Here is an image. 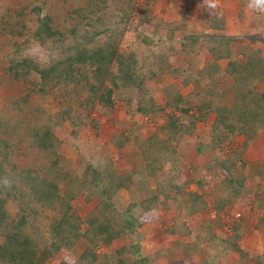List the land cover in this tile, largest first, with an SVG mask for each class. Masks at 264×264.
Returning <instances> with one entry per match:
<instances>
[{"label":"trees","instance_id":"trees-1","mask_svg":"<svg viewBox=\"0 0 264 264\" xmlns=\"http://www.w3.org/2000/svg\"><path fill=\"white\" fill-rule=\"evenodd\" d=\"M142 1L0 0V264H191L200 253L197 264L227 256L264 264V255L240 247L249 215L221 218H233L248 177L256 180L244 173L243 156L258 138L264 146V40L247 31L235 46L222 16L203 10L205 28L217 32L203 41L210 61L191 62L184 41L195 40L185 35L175 38L188 66H172L176 50L157 31L171 39L185 27L151 16L156 0ZM165 74L177 83L161 81ZM154 79L160 98L152 96ZM119 103L146 122L117 119ZM210 114L212 130L196 153L214 157L186 167L179 141ZM97 117L112 125L108 141L119 159L103 147L93 153L96 135L80 148V132H102ZM146 123L161 124L140 137ZM212 194L217 216L193 227ZM78 200L85 205L74 206ZM150 234L162 244L155 251L142 249Z\"/></svg>","mask_w":264,"mask_h":264},{"label":"crops","instance_id":"crops-1","mask_svg":"<svg viewBox=\"0 0 264 264\" xmlns=\"http://www.w3.org/2000/svg\"><path fill=\"white\" fill-rule=\"evenodd\" d=\"M245 4L246 0H219V7L216 10H212L207 8L203 4V0H172V2L170 0H156L153 8L150 11L151 16H157L159 19H162L166 23H173V25L176 24L179 27H185L184 32L176 31L174 33V37L171 38L172 41L168 33H166L165 31L160 32V30L157 31V35L162 37L161 41H163L164 44L166 41H169L168 45L170 44V46H173V48H175L176 50V55L168 59L169 63L172 66H181L183 69L187 68L188 64L184 61L179 60V51L182 49V43H177L176 41V38L179 37L183 39V36L185 35H189L195 40L193 44H190V41H184L186 43H189L187 44V47L193 50V52L189 55L191 62H195L197 66H201L210 61L211 57L208 51L206 50L207 48L204 46L203 41L205 36L209 34H217V32L208 31L205 28L207 27V23L206 20H204L203 10H207L208 13H211L213 15L222 16V18L224 19L225 27L222 33L228 37H231L233 40L232 42L235 46H237L238 44L245 43L246 40H242V37L246 35L245 33L247 31H254L258 33L264 32V20L262 15H255V13L249 12L246 9ZM158 39H160V37H158ZM232 59H237V56L234 55ZM223 64L224 62H219V65L221 67L223 66ZM193 74L194 73H191V75ZM179 79L180 81L183 80L182 77ZM163 80L177 83L176 80L174 81V79L169 77L168 74L164 75V78L161 79V81ZM161 83L162 82H156V79H154L149 85L152 91V96L154 98L162 97L160 94V87H162ZM176 85L181 88L179 84ZM260 90L264 91V82L260 84ZM182 93L187 94L188 92L183 89ZM214 121L215 115L210 114L205 121L198 122L196 124V132L193 136L189 138L182 137L180 139L179 151L181 152V155L185 161L186 167L190 168V165L193 163V161H196L197 164L201 163L199 160H196V158L193 156V153H196V149L199 142H204L205 139H208ZM241 142L242 139L240 138L233 139L231 141V147L235 148L240 145ZM243 158V161L247 166L244 170V173L245 171L247 173L249 170H252L256 174V180L251 182L248 177L245 183V185H247L245 186L246 188L242 189V193L239 194V199H241V201L236 202V208L239 204L242 203L240 205V209L243 210V214H241V219L245 218L244 216L249 215L247 220H244L241 223L243 226L246 227L240 241V247L242 249L251 251L253 255L262 256L264 255V250L258 251L256 252V254H254L255 250L252 249V243L260 244L264 242V213H262V210H260L264 209V206L262 205V203L264 202V146L260 138H258L254 142V144H250V146L245 150ZM209 160L210 159H208L207 162ZM190 190H194L198 193H201L198 189H195L193 185L190 186ZM205 190L209 192V194L211 193L210 189ZM258 193L260 194L258 195ZM205 199L207 200L208 208L193 215L192 219H196L198 221L195 226L206 224L210 221V217L217 216L214 209H212L216 198H214L212 194V197L208 195ZM222 217L223 215H221V218ZM192 222L194 221L192 220ZM257 248H259V246H257ZM157 249H154V251ZM191 259L193 260V257ZM204 259L205 258L201 256L198 260V263H201ZM230 260L231 257L227 256L223 258V260H220V264L233 263Z\"/></svg>","mask_w":264,"mask_h":264},{"label":"rangeland","instance_id":"rangeland-1","mask_svg":"<svg viewBox=\"0 0 264 264\" xmlns=\"http://www.w3.org/2000/svg\"><path fill=\"white\" fill-rule=\"evenodd\" d=\"M136 2H138V4H140V5H142L143 4V1L142 0H136ZM256 15V14H255ZM257 17V16H256ZM262 17H263V20H264V15H262ZM137 20H138V17H136L135 18V21L137 22ZM133 26V29H137L136 27H137V25L134 23V24H132ZM141 27H150V26H148V25H141ZM259 36L264 40V32H262V33H260L259 34ZM154 39L155 40H158V37L157 36H155L154 37ZM168 43H169V41H166L165 42V46H167L168 45ZM260 46H262L263 47V49H264V41L261 43V45ZM29 52H31L32 54H34V55H36V56H38L40 59H44V60H46L49 56V53L48 52H46V51H43L42 49H39V48H34V49H32V50H29ZM0 93H3L2 91L0 92ZM0 104H1V101H0ZM115 117L117 118V119H120V120H133V121H135V122H137V123H140L141 121H142V123L144 122H146L140 115H137V114H135V111H134V109H133V107L132 108H130V107H128V106H126L125 104H121V103H119V104H117L116 105V109H115ZM98 119H99V121H100V123H101V126H102V132H95L93 129H91V128H88L87 130H85V131H82V132H80V134H81V136H80V138H82V140H83V144H82V146L80 147V148H82V149H84V150H86V149H88L87 148V146L91 143V141L92 140H94L93 138H94V136L96 135V138L95 139H97V148L96 149H94V154H96L97 152H98V150L97 149H101V147H103V152H105L106 153V155H108L110 158H114V159H119L118 158V152L115 150V149H113V148H111V146H110V143H109V141H108V138H109V131H110V129H111V127H112V125L110 124V122L108 121V120H106V119H103L102 117H97ZM159 124L160 123H157L156 125H154V124H151V123H146V125H145V127H146V131H142L141 133H140V137H144V133H148V132H151V131H156L157 129H158V126H159ZM62 134V133H61ZM62 138H64V136H62ZM85 141H88V144H87V146H85ZM81 149V150H82ZM126 151V150H125ZM195 152V151H194ZM189 153V152H188ZM126 156H130V157H132V154H131V152L130 151H126ZM190 154V153H189ZM193 156L196 158V160H199L201 163H199L200 165H204L206 162H207V160L208 159H212L214 156L212 155V154H210L208 151H206V152H204L203 154H197V153H193ZM93 161L96 163L97 161L93 158ZM79 161H77L76 163H78ZM123 168H126V167H124V166H122ZM248 184V183H247ZM247 186V185H246ZM254 194V193H253ZM260 193H258V195H259ZM255 197V196H254ZM251 200H252V198H251ZM242 204V203H241ZM241 204H239L238 205V207L236 208V210L234 209V213H240V214H243L242 212H243V210H241L240 208V205ZM77 205H79V206H82V205H85V204H83L82 202H81V200H78V201H75L74 202V206H77ZM262 205L264 206V202L262 203ZM91 206H92V203H89V204H87L85 207H83L82 209H80V214L82 215V216H84L87 212H88V210L91 208ZM245 209V208H244ZM172 215V214H171ZM211 219H213L212 217H210L209 218V220H211ZM193 223H195L194 224V226L193 227H195V225H196V223H198V221L196 220V219H193ZM205 225V224H204ZM221 234V233H220ZM157 235V234H156ZM162 238L163 237H161L160 236V240H161V242H162ZM148 240V241H147ZM127 242H131V240L130 239H127L126 240ZM146 245H148V248L146 249V248H144V246H143V250H148L149 248L150 249H157V248H159L162 244L160 243V241L158 240V239H156V237H152L151 236V234L150 235H148L147 236V238H146ZM253 244V248L252 249H254L255 251H254V254H256V252H258V251H262V250H264V242H262V243H260V244H255V243H252ZM257 246H259V248H257ZM204 249H205V247H204ZM144 251V252H145ZM198 256H199V258H198ZM204 257L203 255H202V253H200V254H197V255H194L193 256V260H192V262L193 263H191V264H197L198 263V260L200 259V257ZM190 263V262H189ZM188 264V263H187Z\"/></svg>","mask_w":264,"mask_h":264},{"label":"clouds","instance_id":"clouds-1","mask_svg":"<svg viewBox=\"0 0 264 264\" xmlns=\"http://www.w3.org/2000/svg\"><path fill=\"white\" fill-rule=\"evenodd\" d=\"M203 4L209 9L216 10L219 7V0H203ZM245 7L249 12H252L258 15H264V0H246ZM2 183L4 185H8L9 182L7 179H5L2 181ZM236 214L237 213H234L233 218H230L228 216H223L222 219L224 223H227L231 219L235 222H239L241 219V214L239 213L240 217L238 220L234 219ZM227 227H228L227 224L224 225L223 227L224 231L227 230Z\"/></svg>","mask_w":264,"mask_h":264},{"label":"built area","instance_id":"built-area-1","mask_svg":"<svg viewBox=\"0 0 264 264\" xmlns=\"http://www.w3.org/2000/svg\"><path fill=\"white\" fill-rule=\"evenodd\" d=\"M239 217H240V214H239V213H237V214L235 215L234 219L238 220V219H239Z\"/></svg>","mask_w":264,"mask_h":264}]
</instances>
